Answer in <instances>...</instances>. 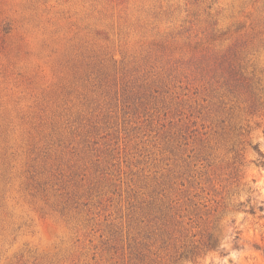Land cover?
Wrapping results in <instances>:
<instances>
[{"label": "rangeland", "instance_id": "rangeland-1", "mask_svg": "<svg viewBox=\"0 0 264 264\" xmlns=\"http://www.w3.org/2000/svg\"><path fill=\"white\" fill-rule=\"evenodd\" d=\"M264 0H0V264H264Z\"/></svg>", "mask_w": 264, "mask_h": 264}, {"label": "trees", "instance_id": "trees-1", "mask_svg": "<svg viewBox=\"0 0 264 264\" xmlns=\"http://www.w3.org/2000/svg\"><path fill=\"white\" fill-rule=\"evenodd\" d=\"M255 149H256V151H258L259 156H260V158H259V160H258L259 165L264 166V152H262V151L259 149V146H258V145L255 146ZM259 209L263 211V210H264V206L261 205V206L259 207Z\"/></svg>", "mask_w": 264, "mask_h": 264}]
</instances>
